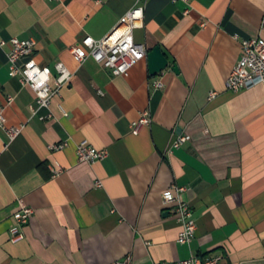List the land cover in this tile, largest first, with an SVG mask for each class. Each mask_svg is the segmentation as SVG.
Returning <instances> with one entry per match:
<instances>
[{
	"label": "crops",
	"instance_id": "0c3cea01",
	"mask_svg": "<svg viewBox=\"0 0 264 264\" xmlns=\"http://www.w3.org/2000/svg\"><path fill=\"white\" fill-rule=\"evenodd\" d=\"M139 4L0 0V106L8 127L24 125L11 142L0 130V264H120L128 256L131 264H173L213 255L219 264H264V86L233 93L225 85L241 41L264 40V0L141 3L134 41L159 46L169 61L153 77L147 58L126 76L92 57L74 60L73 46L101 40ZM11 38L33 39L31 57L53 77L57 62L73 72L48 120L32 116L35 93L9 76ZM145 111L152 123L132 133ZM177 134L191 140L170 151ZM84 140L107 158L79 162ZM172 186L185 189L177 197L193 211L190 244L177 242L181 226L162 201ZM22 204L33 213L13 241Z\"/></svg>",
	"mask_w": 264,
	"mask_h": 264
},
{
	"label": "built area",
	"instance_id": "2783aa9c",
	"mask_svg": "<svg viewBox=\"0 0 264 264\" xmlns=\"http://www.w3.org/2000/svg\"><path fill=\"white\" fill-rule=\"evenodd\" d=\"M146 1L148 0H138L140 4ZM182 1L189 3L191 0ZM140 4L130 10L117 26L101 40L85 36L78 45L73 46L70 51L74 60L82 64L88 57H92L103 67L110 69L113 75L126 76L129 70L144 60L147 55L145 46L134 41V31L144 25V7ZM234 37L238 38L237 35ZM10 41L12 49L7 54L9 76L18 77L22 85L29 86L35 93V104L30 106L32 116L38 115L40 120H48L52 117L50 112L52 101L60 97L61 89L72 80L73 72L63 62H57L54 66L56 75L53 77L49 67L39 66L31 57L36 43L33 39L11 38ZM3 43V41L0 42V45ZM241 50L239 61L225 81L226 88L233 93L249 90L258 85L264 86V40L261 38L244 39L241 41ZM155 86L162 88L163 83L156 81ZM214 96L215 93L211 92L210 99ZM11 100L9 98V102ZM42 110H46L48 113L39 115ZM151 123L150 112L145 111L137 121L131 124V131L137 134L143 126H148ZM23 128L24 125L8 127L3 107L0 106V130L6 132L10 142L22 133ZM190 140L189 135L177 134L172 141L170 151L178 149L183 143ZM66 145L67 143H60L51 146V148L61 150ZM76 154L79 162L88 164L102 161L108 156L106 150L97 149L86 140L77 144ZM62 171V168L54 170V176ZM96 185L100 187L101 182L98 181ZM184 190V188L172 186L162 193V201L165 206L171 207L175 220L181 226L177 242L190 244L195 237L196 221L190 205L177 197V194ZM32 213L30 207L22 204L20 210L14 214L15 225L10 231L13 241L22 238L20 228L29 222ZM221 259L222 257L219 255L191 256L173 264H219ZM120 264H131V258L128 256Z\"/></svg>",
	"mask_w": 264,
	"mask_h": 264
},
{
	"label": "water",
	"instance_id": "95a60500",
	"mask_svg": "<svg viewBox=\"0 0 264 264\" xmlns=\"http://www.w3.org/2000/svg\"><path fill=\"white\" fill-rule=\"evenodd\" d=\"M147 63L148 71L150 76H156L157 74L164 71L169 66V61L166 56L163 54L159 46H155L151 50L147 51ZM172 71L178 73L176 65L171 67Z\"/></svg>",
	"mask_w": 264,
	"mask_h": 264
}]
</instances>
